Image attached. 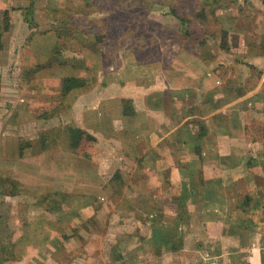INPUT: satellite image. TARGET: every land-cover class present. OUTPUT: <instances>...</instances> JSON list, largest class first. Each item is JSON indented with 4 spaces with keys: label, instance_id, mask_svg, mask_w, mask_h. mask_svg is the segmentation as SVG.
<instances>
[{
    "label": "crops",
    "instance_id": "crops-1",
    "mask_svg": "<svg viewBox=\"0 0 264 264\" xmlns=\"http://www.w3.org/2000/svg\"><path fill=\"white\" fill-rule=\"evenodd\" d=\"M14 1L0 0L11 33L23 24ZM250 34L227 30L229 52L213 51L215 66L187 52L176 70L143 64L135 81L92 83V202L66 196L15 222L0 264H264V133H252L264 124V71L241 69L264 54L248 51ZM225 61L239 62L237 72L226 73ZM113 166L120 179L136 174L141 187L144 178L155 189L143 216L122 209L115 246L106 241L112 201L95 191L113 181Z\"/></svg>",
    "mask_w": 264,
    "mask_h": 264
},
{
    "label": "rangeland",
    "instance_id": "rangeland-1",
    "mask_svg": "<svg viewBox=\"0 0 264 264\" xmlns=\"http://www.w3.org/2000/svg\"><path fill=\"white\" fill-rule=\"evenodd\" d=\"M13 5L11 10H18L17 20L23 24L1 37L0 177H7L8 182L0 183V191L10 192L13 184L17 192L15 196L0 194V216L6 218L4 224L0 221L2 261L12 249L15 222L25 223L28 215L47 209L62 194L63 199L92 202V83L135 81L143 73V64L160 63L176 70L186 64L187 52L192 57L199 51L204 61L215 66L213 51H228L229 29L249 31L248 51L264 54V0H15ZM171 8L186 20L184 24L170 14ZM6 10L10 26V9ZM2 21L1 15L0 29ZM262 58L252 64L254 68L241 65V69L263 72ZM47 61L52 65L30 73ZM225 63L226 73L237 72L233 67L240 65ZM70 76L77 83L64 94L62 80ZM261 108L264 111V105ZM69 126L82 133H71ZM252 129L260 135L264 124ZM115 167L108 174L113 181L95 190L112 201L108 205L116 222L106 237L112 246L121 238L122 209L135 213L132 208L138 207L136 213L143 216L155 195V189H147L146 179L143 187L136 174L124 181L116 177L120 170ZM144 191L150 198L138 200ZM38 201L40 205H35ZM67 225L65 221L61 229L70 233ZM86 240L92 245V236Z\"/></svg>",
    "mask_w": 264,
    "mask_h": 264
},
{
    "label": "trees",
    "instance_id": "trees-1",
    "mask_svg": "<svg viewBox=\"0 0 264 264\" xmlns=\"http://www.w3.org/2000/svg\"><path fill=\"white\" fill-rule=\"evenodd\" d=\"M28 12L29 11H27L26 14H28ZM170 14L174 15L180 21V23H182V24L185 23L186 20L183 17L179 16L175 9L171 8ZM1 15H2L3 21H2V28L0 29V50H2V48H3V45L1 43L2 34L4 33V31L6 32L9 29V13H8V10L1 11L0 16ZM27 20H28L27 23L29 24V22H30L29 25L31 26L32 25L31 20L30 19H25V21H27ZM54 55L57 56L58 52L56 51V54H54ZM57 57L59 58V56H57ZM49 60H51V59H49ZM148 61H151V59H148ZM51 65H52V61H47V63H43V64H37L36 66L33 67L32 71L30 73L35 72V71L40 70V69L45 68V67H49ZM80 66L81 65H79V67ZM76 83H77L76 77L70 76V77L63 78L61 92H63L64 94L69 92L70 90H72L75 87ZM121 101H122V103H124V109L127 110L128 109L127 100L126 99H121ZM68 131H70L71 133L72 132H74V133L76 132V133H80V134L82 133V130L80 128H78V127H75V126H69L68 127ZM6 182H8L7 177H3V178L0 177V183H1L2 186ZM113 183L114 182H112L111 185H113ZM11 186H12V188L10 189V192L7 193V192L0 191V194L2 196L3 195H6V196H9V195L13 196L14 195L15 196L17 191L16 192L14 191L15 186L13 184H11ZM57 193H58V191L55 192V194H57ZM48 195H50V194H48ZM63 196H64V194L61 195L60 199H63L65 197V196L64 197ZM51 202H52L51 205H49V207L46 210H53L54 207H55L56 202H58V201H51ZM37 204H39V201L37 202ZM5 220H6V218L4 219L3 217L1 218V216H0V221L3 224H4ZM1 237H2V234H0V238ZM3 258L6 259L7 257L4 256Z\"/></svg>",
    "mask_w": 264,
    "mask_h": 264
}]
</instances>
